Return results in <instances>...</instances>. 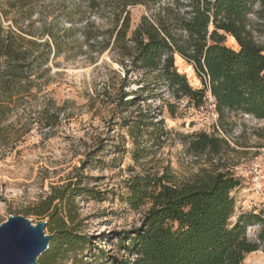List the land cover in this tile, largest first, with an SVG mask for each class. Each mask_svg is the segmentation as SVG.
Returning <instances> with one entry per match:
<instances>
[{
    "label": "rangeland",
    "instance_id": "rangeland-1",
    "mask_svg": "<svg viewBox=\"0 0 264 264\" xmlns=\"http://www.w3.org/2000/svg\"><path fill=\"white\" fill-rule=\"evenodd\" d=\"M114 1L104 0L92 9L80 0H0L5 30L37 44L47 41L51 50L21 106L2 124L21 137L13 149L0 145V224L9 216L25 217L52 187L79 181L101 192L104 201H76L74 228L90 244L67 264H104L107 256L123 255L117 233L138 226L148 207L133 211L120 200L127 181L136 175L168 174L184 182L222 172L240 183L231 192L235 216H264V121L242 115L228 134L218 131L228 143L218 155L190 151L189 136L212 134L217 121L209 93L196 109L185 99L175 100L153 74L135 71L127 61L126 68L118 65L115 51L99 54L100 45L89 48L96 34H101L98 42L108 39ZM128 10L132 29L157 8L147 11L136 5ZM40 50L33 49V54ZM175 66L193 88L201 87L192 67L178 55ZM259 228L246 227L247 238L254 241ZM244 264H264V245L247 255Z\"/></svg>",
    "mask_w": 264,
    "mask_h": 264
},
{
    "label": "trees",
    "instance_id": "trees-1",
    "mask_svg": "<svg viewBox=\"0 0 264 264\" xmlns=\"http://www.w3.org/2000/svg\"><path fill=\"white\" fill-rule=\"evenodd\" d=\"M80 1L92 9L104 3ZM113 5L108 39L98 42L101 34H96L89 48L100 45L99 54L115 51L118 65L126 68L127 61L133 70L153 74L175 100L185 99L196 109L204 106L207 93L211 96L217 115L213 133L190 135V151L218 155L228 148L218 131L228 134L242 115L264 121V41L256 39L264 40V0H115ZM136 5L157 10L150 17L142 15L131 29L128 8ZM36 48L41 50L33 54ZM50 53L47 41L26 40L0 23V145L13 149L19 141L21 134L14 131L11 139L10 126L2 124L21 106ZM177 55L192 67L200 88H193L178 71ZM239 184L222 172L184 182L168 174L132 177L120 200L133 211L148 207L138 226L117 233V249L123 255L107 256L104 264H244L247 255L264 245V216H235L231 192ZM102 196L79 181L68 182L52 187L47 197L25 211V217L47 221L50 240L37 264H67L87 250L89 238L74 228L76 201H104ZM252 225L260 227L254 241L246 236V227Z\"/></svg>",
    "mask_w": 264,
    "mask_h": 264
},
{
    "label": "water",
    "instance_id": "water-1",
    "mask_svg": "<svg viewBox=\"0 0 264 264\" xmlns=\"http://www.w3.org/2000/svg\"><path fill=\"white\" fill-rule=\"evenodd\" d=\"M46 220L36 223L22 215L9 216L0 224V264H37L47 250Z\"/></svg>",
    "mask_w": 264,
    "mask_h": 264
},
{
    "label": "built area",
    "instance_id": "built-area-1",
    "mask_svg": "<svg viewBox=\"0 0 264 264\" xmlns=\"http://www.w3.org/2000/svg\"><path fill=\"white\" fill-rule=\"evenodd\" d=\"M209 101H210V105H211V108L213 109V111H214V104H213V100H212V98H211V96L209 95ZM214 117H216L217 118V115H215L214 114Z\"/></svg>",
    "mask_w": 264,
    "mask_h": 264
},
{
    "label": "bare ground",
    "instance_id": "bare-ground-1",
    "mask_svg": "<svg viewBox=\"0 0 264 264\" xmlns=\"http://www.w3.org/2000/svg\"><path fill=\"white\" fill-rule=\"evenodd\" d=\"M230 43H232V42H230Z\"/></svg>",
    "mask_w": 264,
    "mask_h": 264
}]
</instances>
